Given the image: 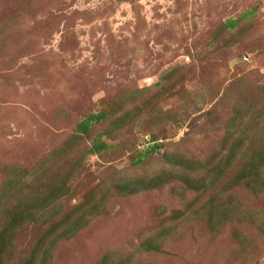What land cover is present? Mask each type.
I'll list each match as a JSON object with an SVG mask.
<instances>
[{"label":"rangeland","instance_id":"obj_1","mask_svg":"<svg viewBox=\"0 0 264 264\" xmlns=\"http://www.w3.org/2000/svg\"><path fill=\"white\" fill-rule=\"evenodd\" d=\"M1 31L0 188L8 167L33 169L73 146L48 161L37 185L16 191L17 203L31 206L61 178L70 189L48 226L19 230L4 264H20L52 227L38 255L48 264H264V195L244 184L232 191L234 168L208 193L177 182L134 196L118 191L170 168L165 155L213 164L234 135L264 140V0H0ZM126 91H142L152 103L107 137L114 120L137 108L119 109ZM116 102L117 114L73 145L78 125ZM248 114H262L263 125L253 129ZM239 115L245 125L234 128ZM98 139L105 149L89 155ZM156 145L136 166V152L148 155ZM220 188L222 203L257 214L263 232L238 220L240 213L217 220L216 229L210 224L208 200ZM94 200L104 211L48 255L54 236ZM179 212L188 215L177 219ZM193 212L196 221H187ZM148 243L162 252H148Z\"/></svg>","mask_w":264,"mask_h":264},{"label":"trees","instance_id":"obj_2","mask_svg":"<svg viewBox=\"0 0 264 264\" xmlns=\"http://www.w3.org/2000/svg\"><path fill=\"white\" fill-rule=\"evenodd\" d=\"M6 33L7 31H1L0 39L5 38L7 36ZM143 93L144 92L142 91H126L121 93L118 97L120 100V110L123 108L122 106L130 105V103L137 108L132 112H127L123 117L120 116L114 120L107 137L128 126L130 122L129 118H131L135 111L142 110L140 107L146 102V98H143ZM151 103L152 98L149 99L145 105L148 106ZM116 104L117 102L114 104L111 103L101 112L85 118L77 127V133L73 137V145L77 140L81 139V137H89L94 126L115 116L118 109ZM111 105L113 107H111ZM249 116V119L242 118L240 115L235 117L231 122L232 127L235 126L234 128H236L237 126L245 125L244 122L246 119L248 123L252 125L253 129L263 125L262 114L259 116L251 114ZM248 123H246V125H248ZM179 127L181 128V126ZM244 134L245 133L234 135L231 140L228 139L227 142L224 143V149L222 148L224 152L222 153L221 150V158L218 163L212 164V162H208L207 160L196 161L186 155H165V162L171 166L170 168L163 169L164 171L162 170L161 173L148 179L138 178L127 181L123 186L118 187V191L124 196H134L144 191L164 189L167 185L177 182L186 185L189 191H203L204 193H208L214 189L216 186L215 183L218 179L224 177L228 171L234 168L237 176L232 180L230 186L232 191H234L237 186L244 184L247 191L254 197L264 195V140L260 141L258 144H251L249 138L244 136ZM102 135L105 134L102 133ZM152 140L155 143L160 141L157 137H152ZM72 147L73 146L70 142L64 144L59 149L55 150L49 157H46L41 162L40 166L33 169L18 165H12L6 169L8 170L5 171L7 175L0 188V264H4L7 259H11L7 258L4 260L5 255L13 246L12 243L16 241L19 230L29 224H38L42 227H46L48 226L49 221H53L51 215L57 213L55 211H61L62 207L59 204L66 198L70 189L68 186V180L61 178L56 181V184L51 186L49 189V195L40 197L39 199L43 198L41 202H35L36 204L31 206H29V202H25L23 206L18 204L16 201L18 198L16 191H19L20 189L30 190L37 185L40 181L39 179L44 174L43 170L48 161L52 160V158L59 157L60 155L67 154L66 152ZM105 147L106 143L101 139H98L89 150V155L100 154ZM160 147L162 146L156 145L148 155L144 154L142 151H137L134 158L135 165L138 166L145 163V161L148 160V156L154 154L156 150L160 149ZM68 175L70 176V172ZM39 189L40 187L36 188L35 191ZM224 192L225 190L222 191L220 188L219 194H212V196L209 197L210 224L214 225V228L216 229V226L220 225L217 220L223 219L225 221H233L235 216L240 213L241 216L238 217V220L241 221L242 217H244V223L255 226L258 230L262 231V222L258 219L257 214L248 211L241 212V207L236 206L235 203L232 202L222 203L220 195H223ZM39 194L40 193H36V195ZM9 198L13 201L12 204L7 202L4 203L5 201L10 202ZM101 211H104L103 205L101 203L97 204V200H94V204L87 209L83 206L80 217L70 225V229H64L62 235L59 233L56 234L57 236H54V239L52 240L53 242L46 249L47 254H51L55 244L60 238H72L77 232L88 228L92 223V218L96 217L97 214H100ZM186 215L188 214L179 212L177 213V219H181ZM198 215V212L189 214L187 221H196L195 217ZM56 231L55 227L50 228L44 237L45 239L42 242H38L39 244L32 250V253L22 261L21 259H18V262H20V264H48L45 259L41 260L38 255L40 251H42V246L46 245V242L53 237ZM235 235L239 238L241 233L235 232ZM146 250L148 252H162L159 247L151 243L147 244ZM244 252H246V250L244 251L243 248V253ZM108 260L109 261L105 259L104 264H135L134 258L132 260L130 259V261L120 259L117 263L110 262V259Z\"/></svg>","mask_w":264,"mask_h":264}]
</instances>
